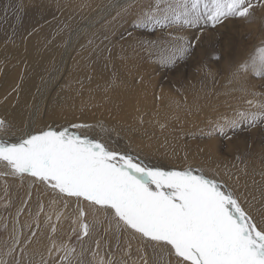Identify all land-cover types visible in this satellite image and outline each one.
<instances>
[{
    "label": "rangeland",
    "instance_id": "1",
    "mask_svg": "<svg viewBox=\"0 0 264 264\" xmlns=\"http://www.w3.org/2000/svg\"><path fill=\"white\" fill-rule=\"evenodd\" d=\"M28 1L16 0L14 5L13 0H0V51L8 55L14 54L11 58L13 61L20 58L21 54L26 66L23 48L26 50L25 39L29 37L28 31L33 32L35 44L39 43V47L38 45L36 47L43 49V52L38 53L41 62H37L36 59V63H30L29 68H38L39 74L42 72L39 81H42L52 67L60 62L63 49L69 40L72 39L71 41L74 42L71 44L67 59L58 64L63 70L60 83L55 82V85L46 93L43 106H38V110H41L40 113L43 114L39 115L36 122L48 119L57 122L49 125L45 123L44 127L50 125L60 127L69 123L89 124L88 129L80 130L83 132L84 130L93 131L99 123L103 127L115 129V124L121 123L118 121L123 119L124 126L129 125L130 122L132 125L127 127L139 136V140H142L141 144L135 140L131 142L139 144L137 146L144 150V158H147L148 163H161L165 167L192 164L204 168L203 170L209 175L218 171L222 175L219 177L222 180L227 177L224 172L230 164L229 170H234L235 173L237 171V175L261 180L260 173L264 171V77L251 72H241L239 76H234L233 73L257 47L264 46V6L257 3L252 17L248 20L230 18L215 28L205 26L202 31L182 29L179 25L158 27L152 31L149 28L136 27L134 21L136 16L153 5L155 0H45V3L41 4H34L33 1L38 0H33L29 9L32 10L30 13L32 19L27 14L28 10L20 6L21 2ZM25 25H29V28ZM25 28L29 29L26 32L27 35ZM194 35H198L200 39L195 42L191 51L177 58L175 63L167 62V58L175 54V49L184 45ZM175 37H184L185 40H176ZM10 45H15V50L8 53ZM1 47L4 50H1ZM88 52L91 58H93L92 54L95 56L98 53L99 66H101L99 71L106 73V77L102 76V78L101 75L100 77L106 82L109 81L110 84L97 85L98 88L105 87L102 91L104 96L100 94L85 101L80 82L86 81L88 84L93 77L78 76L79 80L77 77L73 79V74L70 72L74 69L69 65L78 55L85 61L91 60ZM108 53L111 56L107 55ZM51 59L53 63L49 65ZM96 73L98 75V72ZM96 76L95 80L99 75ZM64 78L66 80L70 78L72 83L74 82V94L64 91L66 90V86H63ZM110 92H112L111 95ZM58 97L62 101L58 100ZM98 99L103 101L110 99L111 103L109 101L108 104L115 106L116 114H111V110L104 112L98 107L94 109L89 106L85 109L87 104L92 105L95 100L98 102ZM34 103L35 101L33 105ZM60 105L67 106L71 112L62 113V115L56 113L54 118L46 117L49 110ZM129 106H134L133 113L136 115L134 118L128 112L120 113L122 108ZM26 110L27 107L24 106L22 117ZM239 113L257 114V118L255 121L245 120L239 116ZM141 115L146 116L150 121L139 123L136 118L139 119ZM0 119L9 122L11 127L8 135L12 137L16 128L10 123V118L0 113ZM232 120L238 121L234 129L225 127L223 135L214 131L215 125ZM133 121L137 123V127ZM117 131L122 133L121 130L117 129ZM0 135L4 133L0 132ZM161 148L164 150H160ZM171 151L175 154L172 160L170 159ZM184 151L185 155H188L187 159L185 158L186 161L177 158L178 154ZM223 162L226 164L224 165ZM205 163L208 166H205ZM232 165L236 167L232 168ZM19 178V176H6L0 173V261L5 260L6 264H13L14 260H21L22 264H30V262L40 264L43 258L47 264H61L59 256L62 253L53 252L49 256L48 250L53 240L57 243L67 242L79 253L81 244L72 231L76 226L72 220L70 223V217L74 219L76 216L71 209L72 204L66 205L65 198L43 190L39 184H33V189L27 195L29 198L17 214L15 209L27 194L26 186ZM238 186L239 184L236 188L239 189ZM44 192L46 195H43ZM99 215L103 216L102 213ZM16 223L21 230L18 235L15 231ZM51 225L56 226L55 233L52 232ZM104 227H107V224ZM33 232L35 236L32 235ZM13 237L18 238L21 243L15 246L14 253L8 255L9 248L13 247ZM26 241H30L26 245L28 254L22 257L20 248L25 247ZM83 246L88 249L82 257L85 264L89 262L94 264L92 256L95 250L94 241H84ZM100 251L101 254L105 251L103 240ZM132 251L134 259V251ZM73 264L76 262L74 261Z\"/></svg>",
    "mask_w": 264,
    "mask_h": 264
},
{
    "label": "snow or ice",
    "instance_id": "2",
    "mask_svg": "<svg viewBox=\"0 0 264 264\" xmlns=\"http://www.w3.org/2000/svg\"><path fill=\"white\" fill-rule=\"evenodd\" d=\"M257 3L264 6V0H155L134 23L152 31L174 25L202 31L230 18L250 19ZM199 39L198 35L188 39L167 62L175 63L189 53ZM241 72L264 77V46L257 47L233 75ZM20 87L18 83L12 91ZM239 116L251 121L257 118V114ZM237 124L236 120L217 124L214 131L223 135L225 127L234 129ZM10 127L0 119L4 133L0 135V163L10 170L7 175L30 177L33 184L76 204L72 231L81 251L53 240L48 253H62L61 264H85V240L95 243L94 264H264V171L258 188L262 206L254 215L252 203L242 201L238 188L228 183L235 177L238 185L239 175L227 168L224 175L228 179L222 180L218 171L209 175L192 164L165 167L148 163L85 135L80 130L87 124L47 126L14 139L8 135ZM51 228L55 233V225ZM132 241L137 243L136 259L131 254ZM20 243L13 237L7 254L14 253ZM24 243L22 257L28 254L30 241ZM13 264L22 262L14 260ZM40 264L47 262L41 259Z\"/></svg>",
    "mask_w": 264,
    "mask_h": 264
},
{
    "label": "bare ground",
    "instance_id": "3",
    "mask_svg": "<svg viewBox=\"0 0 264 264\" xmlns=\"http://www.w3.org/2000/svg\"><path fill=\"white\" fill-rule=\"evenodd\" d=\"M12 1V0H11ZM24 1V0H23ZM32 1L33 0H29L28 2L26 3H23L21 2L20 6L22 5V8L24 10H28L29 13L28 16L30 17V13L32 12V10H29L30 9V6H32ZM14 2V5L16 3V0H13ZM33 3H38V4H41V3H45V0H38V1H33ZM34 6V5H33ZM36 7H37V4H36ZM54 10V9H53ZM107 10V9H106ZM20 11H22L20 9ZM52 12V11H51ZM26 13V12H25ZM106 13V12H105ZM19 14V13H18ZM12 17V16H11ZM29 17H28V20H29ZM3 18V16L1 17ZM18 18V17H17ZM25 18V17H24ZM30 19H32L30 17ZM32 21V20H31ZM34 21V20H33ZM28 22V21H27ZM87 23V22H86ZM29 24V22L27 23ZM33 24V23H32ZM88 24V23H87ZM86 24V25H87ZM92 24V23H91ZM31 25V24H30ZM85 25V24H84ZM83 25V26H84ZM25 26H29V25H25ZM89 26V25H87ZM29 28V27H28ZM27 29V28H25ZM35 29V28H34ZM12 30V29H11ZM29 29L25 30V33L28 31ZM28 33H30V30L28 31ZM8 34V33H7ZM27 35V33H26ZM108 36V35H107ZM14 39H16L15 36H13ZM24 37V36H23ZM71 38V37H70ZM72 40V39H71ZM71 40H69V42L65 45L64 49H63V53H62V56L60 58V62L64 61L67 59V56L69 54V49L70 47L72 46L71 44L74 43L72 42ZM65 41V40H64ZM46 43V42H45ZM44 43V45H45ZM123 43V42H122ZM39 44V43H38ZM38 44H35V36H34V33L31 32V35H29L28 38L25 39V45L27 46L26 47V50L25 48H23V52L25 53L26 55V63L27 65L24 66V63H25V59L23 57L24 60H22V57H21V54L19 55V57L21 58H18L16 61H13L11 60V58L13 57L14 54H5L3 51H0V113L2 115H6V117L8 116L10 119V123H12L14 125V127L17 129H15V131H13L14 135L11 137V138H15V137H18L20 136L22 133L28 131V130H33V131H38L40 130L41 128H44V124L45 123H48L49 124H53V123H57V122H53L52 119H48V120H45V121H38V118L40 116H42V114L40 113L41 110H38V106L39 107H42L43 106V103H44V100H45V95L47 92L50 91V89L53 87V85H55V82L56 84L60 83V79L62 77L63 74L62 73V68L59 67V63H57L56 65H54L52 67V70L44 77V79L42 81H39L41 76H42V72L39 74V69L38 68H29L30 67V63L33 64V63H36V59H37V62H39L41 60V57L38 55L39 52H41L42 50H40V48L37 49V45ZM42 45V47L44 46ZM11 46V45H10ZM9 46V47H10ZM15 45H12L11 48L8 50V53H11L12 51L15 50ZM46 46V45H45ZM50 46V44H49ZM130 46V45H129ZM6 47V46H5ZM39 47V45H38ZM41 47V46H40ZM47 47V46H46ZM127 47V46H126ZM3 47H1V50H4L2 49ZM8 48V47H6ZM54 48V47H53ZM91 48V47H90ZM19 49V48H18ZM48 49V48H47ZM105 49V48H104ZM50 50V49H49ZM52 51V50H51ZM43 52V51H42ZM46 52V51H45ZM105 52V51H104ZM107 52V51H106ZM113 52V51H112ZM115 52V51H114ZM47 53H48V50H47ZM46 53V54H47ZM50 53V52H49ZM48 53V54H49ZM56 53V52H55ZM89 53V52H88ZM103 51L101 52V55H102ZM37 54V55H36ZM45 54V55H46ZM58 54V53H57ZM98 54V53H97ZM95 54V56L92 54V57L91 58V54L89 53L88 55H90V59L91 60H88V61H85L83 60L79 55L77 57L74 58V60H72L71 64L69 65L70 67H72L74 69L71 70L73 72H70L73 74V79H77L78 76L83 78L85 76H90V77H93L92 81H89V85L86 84L87 82L86 81H81L80 84L82 83L81 85V91H83V93L85 94L84 95V98H85V101L86 99H89V98H92V97H95L97 95H103L104 96V91L103 89L105 87H97V85L99 86H103V85H108L110 84V82H106L104 80H102L103 77H106L105 74L106 73H103V71H99L101 69V66H99V55ZM100 54V52H99ZM85 55V54H84ZM109 55V53L107 54ZM48 56V55H47ZM111 56V55H109ZM43 57V56H42ZM83 58H86L84 56H82ZM95 57V58H94ZM102 57V56H101ZM103 57H105L103 55ZM133 57V56H132ZM58 58V57H57ZM128 58V57H127ZM53 59V58H52ZM51 59V64L49 65H52L53 63V60ZM48 61V60H47ZM41 62V61H40ZM115 62V61H114ZM43 63V62H42ZM49 63V62H48ZM66 63V62H65ZM107 63V62H106ZM41 64V63H40ZM47 64V63H46ZM115 64V63H114ZM48 65V64H47ZM106 65V64H105ZM36 66H38V64H36ZM107 66V65H106ZM43 66H41V69H42ZM46 67V66H45ZM62 67V66H61ZM64 67V66H63ZM115 67V66H114ZM119 67V66H118ZM51 69V68H50ZM68 69V68H67ZM105 69V68H104ZM43 70V69H42ZM115 71V70H114ZM135 71V70H134ZM98 72V75L97 73ZM100 72V73H99ZM109 72V71H108ZM47 73V72H46ZM109 74V73H108ZM98 76V78H96L97 80H95V76ZM101 75V77H100ZM112 75V74H111ZM23 76V80H21V77ZM96 76V77H97ZM65 77V75H64ZM77 77V78H76ZM114 77V75L112 76ZM108 78V77H107ZM66 79L64 78V84L63 86L65 87L66 86V91L67 93H72L74 94V90H73V84L74 82L72 83V79ZM79 80V78H78ZM114 82V81H113ZM21 84V87L19 88V90L17 92H13L12 89L15 87L16 84ZM78 83V82H76ZM138 85V84H137ZM141 85V84H140ZM76 86V85H75ZM109 88L112 87V86H108ZM114 87V86H113ZM107 89V87H106ZM113 89V88H112ZM118 89V88H117ZM110 90V89H109ZM108 91V90H107ZM117 91V90H116ZM90 92V94H88ZM114 92V91H113ZM115 93V92H114ZM66 94V93H65ZM109 94V92L107 93V95ZM112 94V92H110V95ZM48 95V94H47ZM58 95V94H57ZM114 95V94H113ZM68 96V95H67ZM133 96V95H132ZM5 97H7L5 99ZM125 97V96H124ZM110 98V97H109ZM112 98V97H111ZM114 98V97H113ZM116 98V97H115ZM126 98V97H125ZM142 98V97H141ZM58 100L60 99L59 97L57 98ZM117 99V98H116ZM61 100V99H60ZM35 101L34 105H33V102ZM62 101V100H61ZM80 101H84V100H80ZM110 101V99H109ZM107 99L106 101H103V100H100L98 99V102H96V100L91 104H87L86 108H89V106H91L92 108H101L102 111L104 112H108L109 110L112 111L111 114H116L115 112V106L114 105H109L108 102H109ZM55 103V101H54ZM63 103V102H62ZM111 103V101H110ZM84 105V103H82ZM21 105V106H20ZM27 107V110L26 112L24 113V116L22 117V109L24 106ZM20 106V107H19ZM100 106V107H99ZM144 106V105H143ZM19 107L17 110H13L15 108ZM120 107V106H119ZM133 107L134 106H129L127 108H122L121 112L120 113H124L125 112H128L131 114V117L134 118L136 115L135 113H133ZM12 111H14L13 113H11ZM123 111V112H122ZM71 111H69L67 109V106L65 107L64 105H60V107H54L52 108V110H49L47 113H46V117H50V118H54L56 115V113H58V115H62V113L64 114H68L70 113ZM87 112V111H86ZM75 113V112H74ZM41 114V115H40ZM144 114V113H143ZM11 117H10V116ZM40 115V116H39ZM67 116V115H66ZM72 116V115H71ZM120 116V114H119ZM61 117V116H60ZM84 117V116H83ZM93 117V116H92ZM102 117V116H101ZM121 117V116H120ZM67 118V117H66ZM104 118V117H103ZM127 118V117H126ZM12 119V120H11ZM64 119V118H63ZM127 120V119H126ZM136 120L139 121V123L142 121H146V120H149L146 116H143L141 115L138 119V117L136 118ZM97 121V120H96ZM150 121V120H149ZM44 122V123H43ZM118 122H121V123H117L115 124V129L113 127H103L102 124H97V126H95L93 128V131H90V130H84L83 133L85 135H88L89 137L91 138H94V139H98V140H101L102 142L108 144L110 147H112L113 149L115 150H118V151H128V152H132L131 154L133 155H138L140 156L141 158H144L145 157V154H144V150L140 149V147H138L137 145L139 144H134L135 142H131L132 140H135L138 142H142V140H139V136H136L130 129V122H129V125H125L124 126V120L121 119L120 121ZM141 122V123H142ZM64 123H67V122H64ZM103 123V122H102ZM133 123L135 124V126L137 127V123H135L133 121ZM57 125V124H56ZM89 125V124H88ZM92 125V124H91ZM94 125V123H93ZM47 126V125H46ZM51 126V125H50ZM129 126V127H127ZM23 127V128H22ZM133 127V126H131ZM91 128V126H90ZM88 129V128H87ZM118 130H121L122 133H120V131H117ZM137 129V128H136ZM141 129V128H140ZM13 130V129H12ZM156 132V131H155ZM147 133V132H146ZM167 135V134H166ZM141 136V135H140ZM141 137H144V136H141ZM154 138V137H153ZM164 141V140H163ZM174 141V140H173ZM160 142V141H159ZM157 144H158V141H157ZM155 143V146L157 145ZM147 145V144H146ZM159 147H160V144H158ZM141 146V145H140ZM168 146V145H167ZM173 149V148H172ZM180 149V148H179ZM147 151V149H145ZM162 150V148L160 149ZM164 150V148H163ZM162 150V151H163ZM166 150V148H165ZM174 150V149H173ZM172 150V151H173ZM171 151V155H170V159L172 160L173 159V154L174 152L172 153ZM167 153V151H165ZM165 153V154H166ZM160 154V153H159ZM170 152L168 153V156H169ZM190 154V153H189ZM162 155V154H161ZM175 155V154H174ZM192 155V154H191ZM167 156V157H168ZM187 156L188 155H185V151L182 152V153H179L177 158H182L181 160H185L187 159ZM190 156V155H189ZM158 157V156H157ZM175 157V156H174ZM211 157V156H210ZM186 158V159H185ZM189 158V157H188ZM191 158V157H190ZM189 158V159H190ZM209 158V157H208ZM147 158H144V160L146 161ZM167 159V158H166ZM168 159V160H170ZM194 159V158H193ZM214 160V158H213ZM166 162V160H163ZM162 161V162H163ZM176 161V160H175ZM199 161V160H198ZM202 161V160H200ZM208 161V160H207ZM217 161V160H216ZM148 162V161H147ZM196 162V161H195ZM197 163V162H196ZM201 163V162H199ZM207 164H210L209 162H206ZM205 163V166H208L206 165ZM220 163V162H218ZM224 163V162H223ZM231 163V162H229ZM227 163V164H229ZM152 164H156L155 162H152ZM160 166H165L161 163H158ZM156 164V165H158ZM169 164V163H168ZM211 164H212V161H211ZM214 164V163H213ZM222 164V163H220ZM226 163H224L225 165ZM158 165V166H159ZM196 165V164H195ZM203 165V164H202ZM242 165V164H241ZM219 166V164H218ZM199 167V166H198ZM204 167V166H203ZM212 168V166H210ZM214 167V166H213ZM221 167V165H220ZM228 167H230V164L228 165ZM227 167V168H228ZM204 169V168H203ZM215 169V168H213ZM218 169V168H217ZM230 168H228L229 170ZM232 169V168H231ZM218 170H221V169H218ZM233 170V169H232ZM10 170L5 168L3 166L2 163H0V173H3L4 175L6 176H11V175H7V173L9 172ZM234 171V170H233ZM214 172V171H213ZM223 172V171H222ZM237 173V171H236ZM243 173V172H242ZM213 174V173H212ZM239 175V174H238ZM244 175V174H243ZM222 176V175H221ZM224 177V176H223ZM239 193L241 194V198H242V201H249L252 203L253 205V208H252V211H253V214L255 215L256 214V209L260 208L262 205H261V193L260 191L258 190V188L260 187V179H254L257 183L254 184L253 181L251 178H246V176H241L239 175ZM20 180H22L26 186V189H25V192H27V194L25 195L26 197H23L22 200H21V203L20 205L15 209V212L18 214L21 207L23 206L24 202H26V200L29 198L27 195H28V192L30 190L33 189L32 185L33 183L31 182V178L30 177H27L25 176L23 179L19 178ZM228 178L226 177L225 179L223 180H227ZM228 183L230 185H232L233 187H236L237 186V183H236V180H235V177H233V179L231 180H228ZM41 187L43 188V190H46L42 185ZM48 192H51V191H48ZM43 195H46V192L43 193ZM256 197V199L253 201L252 200V197ZM41 199V198H39ZM45 200V198H43ZM47 202V201H46ZM45 202V203H46ZM41 203V202H40ZM69 203L72 204V210H74L75 212V215H76V204L71 201V200H67V204L68 205ZM43 204V202H42ZM51 204V203H50ZM245 206L247 207V204H245ZM64 212V211H63ZM48 213V212H47ZM66 215V214H65ZM53 216V215H52ZM68 216V215H67ZM71 216V215H70ZM48 217V216H47ZM64 217V216H63ZM69 217V216H68ZM67 217V218H68ZM72 217V216H71ZM70 217V223H71V220H73L72 218ZM18 219V218H17ZM15 220V219H14ZM17 221V220H15ZM61 222V221H60ZM59 222V223H60ZM56 227V226H55ZM15 228L17 231V235H18V232L21 231L20 228L18 227V223L15 224ZM70 232V231H69ZM16 235V234H15ZM87 241V240H85ZM114 242V241H113ZM47 244V243H46ZM50 244V243H49ZM89 244V242H88ZM44 245V244H43ZM45 246V245H44ZM81 249V248H80ZM131 250L134 251V259L137 258V243L136 241H132V248ZM81 251V250H80ZM79 251V252H80ZM132 251V252H133ZM47 253V252H46ZM33 254V253H32ZM48 256V255H47ZM43 259V258H42ZM4 260V258L2 259ZM47 260V259H46ZM55 260V259H54ZM5 261V260H4Z\"/></svg>",
    "mask_w": 264,
    "mask_h": 264
}]
</instances>
